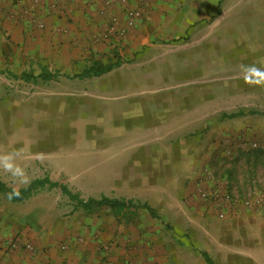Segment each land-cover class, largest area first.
Returning <instances> with one entry per match:
<instances>
[{
  "label": "rangeland",
  "instance_id": "rangeland-1",
  "mask_svg": "<svg viewBox=\"0 0 264 264\" xmlns=\"http://www.w3.org/2000/svg\"><path fill=\"white\" fill-rule=\"evenodd\" d=\"M149 6L104 0L90 44L45 56L56 73L48 81L10 77L41 69L31 65L29 45L13 49L18 38L2 35L0 158L10 157L12 168L0 159V180L20 188L47 176L84 198L146 201L176 264H207L205 255L213 264H264V50L256 49L264 43V0H185L175 19L187 32L157 31L146 36L152 49L125 51L123 40ZM84 55L123 61L79 79ZM12 205L21 227L42 236L72 228L66 221L75 214L57 188ZM32 243L19 231L5 246L32 251Z\"/></svg>",
  "mask_w": 264,
  "mask_h": 264
},
{
  "label": "crops",
  "instance_id": "crops-1",
  "mask_svg": "<svg viewBox=\"0 0 264 264\" xmlns=\"http://www.w3.org/2000/svg\"><path fill=\"white\" fill-rule=\"evenodd\" d=\"M103 1L0 0V41L4 34L18 38L13 49L17 48L18 42H23L24 47L29 45L31 49L29 55H34L31 65H36L39 70L46 68L43 61L50 51L62 49L74 53L90 44L93 36L102 27V20L96 11L102 6ZM184 1L149 0L150 6L147 14L145 12L144 21H140L136 28L127 34L122 48L126 46L125 51H136L138 55L141 47L150 49L152 46V49L154 46L146 44V36L154 35L157 31L161 34L187 32V27L179 25L175 19L178 17L177 6ZM109 12L121 16V19L123 17L121 7L118 5H112ZM37 23H43L44 28L38 29ZM163 28L170 30L162 31ZM262 44V47L256 49L264 50V43ZM109 46H105V50L111 48ZM91 48L93 49V46ZM90 52L89 48L84 54L89 55ZM35 53L39 57H36ZM90 59L94 58L90 57L86 63ZM119 60L121 63L118 67L122 65L123 59L118 57L116 61ZM2 196L0 193V198ZM3 200L4 203L0 201V264H176L173 251L168 249L167 233L154 221L153 217L157 216L156 209L150 204L154 209L152 215L138 206L122 216L115 215L106 207L91 213L71 210L75 216L66 221V224L72 228H64V234L59 228L58 236H42L36 231L21 227L23 225L19 224L18 220L22 217L13 210V201L5 196ZM19 231L22 239L34 243L32 251L12 250L5 246V241L13 238ZM58 239L63 241V244L58 242ZM61 244H65L64 249L60 248Z\"/></svg>",
  "mask_w": 264,
  "mask_h": 264
},
{
  "label": "trees",
  "instance_id": "trees-1",
  "mask_svg": "<svg viewBox=\"0 0 264 264\" xmlns=\"http://www.w3.org/2000/svg\"><path fill=\"white\" fill-rule=\"evenodd\" d=\"M120 63V60L116 62H101L90 59L89 62L84 65L83 69L79 73L75 74V77L80 79L98 77L118 67ZM4 72L5 70L0 69V73ZM7 72L10 77L21 79L25 82H36L37 79L48 81L55 78L56 74L48 71L45 67L41 68V71L37 75L28 72H21L19 74L12 73L11 71ZM243 114V111L239 110L229 114L223 113L221 117L234 118L242 116ZM43 188H57L62 195L67 197L70 205L72 206V211L83 210L87 213H91L97 209L106 207L109 208L115 215L122 216L124 214H128L132 208L138 206L139 208L145 209L151 215L154 213V209L145 202L136 204L131 199H117L105 195H101L99 197H81L78 192H73L65 184L52 181L47 176L35 178L26 186L19 189L8 187L5 183L0 181V193L13 202H22ZM205 260L207 264H213L207 255H205Z\"/></svg>",
  "mask_w": 264,
  "mask_h": 264
},
{
  "label": "clouds",
  "instance_id": "clouds-1",
  "mask_svg": "<svg viewBox=\"0 0 264 264\" xmlns=\"http://www.w3.org/2000/svg\"><path fill=\"white\" fill-rule=\"evenodd\" d=\"M258 83L259 82H262V81H257ZM0 159H3L6 163H5V167L8 168V169H11L12 168V165L11 164H8L7 161L9 159H11L10 157H3V158H0Z\"/></svg>",
  "mask_w": 264,
  "mask_h": 264
}]
</instances>
